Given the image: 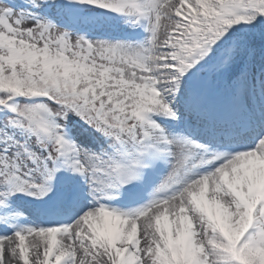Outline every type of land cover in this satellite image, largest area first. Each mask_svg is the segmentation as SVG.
<instances>
[{
	"label": "snow or ice",
	"instance_id": "obj_1",
	"mask_svg": "<svg viewBox=\"0 0 264 264\" xmlns=\"http://www.w3.org/2000/svg\"><path fill=\"white\" fill-rule=\"evenodd\" d=\"M5 252L264 264V0H0Z\"/></svg>",
	"mask_w": 264,
	"mask_h": 264
},
{
	"label": "rangeland",
	"instance_id": "obj_2",
	"mask_svg": "<svg viewBox=\"0 0 264 264\" xmlns=\"http://www.w3.org/2000/svg\"><path fill=\"white\" fill-rule=\"evenodd\" d=\"M7 246V242H5V247ZM9 260V257H8V254L7 252H5V261H6V264H7V261Z\"/></svg>",
	"mask_w": 264,
	"mask_h": 264
}]
</instances>
